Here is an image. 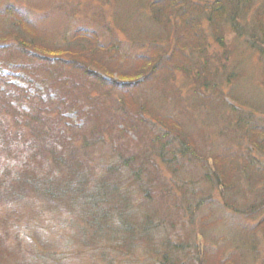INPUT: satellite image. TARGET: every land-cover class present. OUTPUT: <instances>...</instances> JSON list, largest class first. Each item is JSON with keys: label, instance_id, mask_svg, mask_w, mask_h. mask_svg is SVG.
Here are the masks:
<instances>
[{"label": "trees", "instance_id": "obj_1", "mask_svg": "<svg viewBox=\"0 0 264 264\" xmlns=\"http://www.w3.org/2000/svg\"><path fill=\"white\" fill-rule=\"evenodd\" d=\"M8 4L5 11L0 8V16H7L0 45L21 44L13 47L26 52L29 61H21L32 65L29 76L37 81V88L22 96L10 86L1 89L0 84V215L12 220L0 222V254L9 252L8 237H15L10 227L15 228L22 214L19 198L33 193L42 199L69 202L70 209L80 211L82 218L88 214L86 228L92 233L88 244L110 241L116 256L107 264L138 254L149 264H196L193 254L199 255L200 247L186 227V216L189 222L194 221L190 200L198 196L197 187L201 183L213 186L214 175L219 187L230 188L237 150L249 154L248 148L252 152L255 147L264 152V120L250 108L257 104L253 96L243 93L247 74L240 63L244 54L223 48L222 41L225 31H231L242 49L257 48L263 62L264 0H213L208 8H199L197 0L153 1L148 18L154 25H166L174 43L165 44L157 26L152 25L148 36L142 37L147 39L141 43L145 50L135 52L137 74L133 80V73L129 77L119 74L116 79L102 59L90 56L93 49L84 39H92L89 36L95 32L91 29L72 36V40L83 41H78V50L41 43L36 31L48 23V16L32 17L27 6ZM23 33H29L31 39ZM10 37L15 40L9 42ZM117 46L111 45V53ZM155 101L172 107L175 103L181 112L175 115L172 107L160 109ZM200 101L212 102L208 115L218 126L226 123L223 129L211 133L201 123L205 122L202 117L185 114L187 104L196 106ZM70 113L79 121L74 122ZM244 139L247 149L241 148ZM210 145L215 148L211 157L216 170L209 166L206 154ZM252 156L250 153L248 158ZM244 166L253 171V159H246ZM169 171L170 181L164 176ZM203 194L208 196H200L198 201L200 208L206 206L201 225L211 226L216 223L212 216L219 205L212 200L211 190ZM245 195L247 206L251 204L250 191ZM223 206L228 208L227 203ZM234 206L246 217L258 216L255 237L250 236L245 219L233 224L245 234L242 252L249 251L253 257L260 237H264V211H256L254 206L245 213ZM179 224L185 230L182 236L177 233ZM201 232L205 234L204 229ZM213 257L212 263L200 261L238 264L234 255L224 252Z\"/></svg>", "mask_w": 264, "mask_h": 264}, {"label": "rangeland", "instance_id": "obj_2", "mask_svg": "<svg viewBox=\"0 0 264 264\" xmlns=\"http://www.w3.org/2000/svg\"><path fill=\"white\" fill-rule=\"evenodd\" d=\"M10 1L14 6H27V8L31 10L29 14H31L32 17L48 16V23L36 31L37 36L41 39V43L48 41L49 45L54 44L55 47L59 45L58 47L62 49L71 47L72 50H78L81 44L78 43L79 40H72V36L83 31V29H91V32H95L93 35L95 37L89 36L92 39H84V43H88V46L90 45L93 49L90 56L93 59H102L108 70L113 73L116 79L119 77V74L129 77L131 76L130 73L134 75L130 77L132 78L131 80L136 78L137 58L135 52L138 50L141 52L145 50L144 47H141V43L143 41L146 42L147 39L142 37L148 36L152 25L155 28L157 26L156 31H158L161 37L163 36L166 41L165 44L172 46L174 43L173 40L170 41V37L168 36L170 33L166 25H154L148 18L151 4L153 1L156 2L157 0H0V8L5 11ZM197 2L199 8H208L213 5V0H197ZM257 2L259 3L260 1ZM255 9L256 7L253 8V13ZM253 13H250V17ZM18 15L21 16L23 14L19 12ZM6 22L7 16H0V32L5 30ZM31 22L33 23V21ZM204 24L206 26L205 21ZM207 29L208 27L206 26V30ZM23 35L31 39L29 33H23ZM234 35L235 34L231 31H225L222 41H224L226 46L223 45V48L231 49L236 54H240V52H242V55L244 54L240 63L242 64V69L244 68V73L247 74L243 93H248L253 96V101L255 99L257 104L254 106L253 103V107L250 108L255 111V116L257 118L264 120V61H261L258 54L259 52L256 51L257 48L252 49L244 46L242 49L236 42ZM13 40H15V38L10 37L9 42ZM114 41L116 42L114 43ZM79 42L83 43V41ZM17 44L20 43L16 41L12 44L3 43V45H0V73L4 75L0 76V84L1 89L10 86L11 91L16 93L20 92L22 96H25L28 92H34L35 88H37V81L29 76L33 69L32 65H29L28 62L23 63L21 61H29L27 55H25L26 52L21 50L20 47H13ZM113 44H118L115 53H111L113 50L111 45L113 46ZM93 47H110V50L103 49V51H98V49ZM245 47H247V49ZM12 53L20 59H12ZM41 53L45 55L53 54L45 51ZM21 55L25 56L22 57ZM8 61H10V63L6 65ZM93 66L94 69L100 70V67L97 65ZM59 75L63 76L64 71L62 70ZM26 78L27 80H25ZM28 81H32V84L28 83ZM241 81H244V79L237 82V85ZM187 91L186 88L185 94H190ZM3 92L6 94L5 91ZM239 92L241 93V91ZM4 97H7V95ZM150 103L152 104L151 100ZM154 104L165 111H168L167 108L172 107L167 102L160 103L155 101ZM195 104L197 105L194 106L193 103L191 105L187 104L186 106H188V108L185 110V114L189 116L193 114L196 118L202 117L205 122L201 123L207 126V128L204 127L207 131L210 130L211 133H217L216 130L220 131L227 125L223 122L218 126L214 118L208 115V111L211 110L212 102L205 103L200 101L195 102ZM24 108L27 109L28 107L24 106ZM172 108L175 110V115L180 114L181 110L177 108L175 103H173ZM29 112L30 110H27V113ZM68 116L72 117L74 122L79 121L77 116L73 113L68 114ZM212 136L215 138L214 135ZM241 136H243V134H241ZM246 144L247 140L241 144V148L247 149L248 145ZM248 149L251 151L250 148ZM250 151L249 154H253V171L248 170V168L244 166L246 159L252 160L248 158L249 154L238 149L236 156L237 167L234 168L236 173L233 174V178L229 176V180L232 182L231 187L226 189L219 187L217 181L214 180L215 176L212 175L211 177L213 179L211 180V184L214 185L207 186L201 183L199 188L197 187L198 196L190 200L192 201L194 210V221L189 222L187 215L186 227L189 228V231L193 234L192 240L194 243L200 247L199 255L196 256L193 254L196 258V264H203L200 260L207 262L214 261L213 255L219 252L234 255V261L238 264H264V237H260L262 240L261 244L258 245L257 251L253 253L252 257L249 251L242 252L241 249L246 244L244 240L245 234H241V231L236 228L237 225L233 227L236 220L245 219L246 224L249 222L248 230L252 234L250 236L255 237V224H257L258 217L256 216L253 219L246 217L245 214L236 210L234 204L236 207H240L239 209H243L245 213L251 211L254 206L256 207V211H264V152L259 151L255 147H253L252 152ZM214 153L215 148H213V145L208 146L206 154L208 156V161H211L209 166L213 170L215 166L211 156ZM107 165L110 166L108 160ZM161 167L163 169L167 168L164 165H161ZM0 168L3 169L2 164ZM164 176L170 181L171 171L165 172ZM222 176L225 181L228 180L224 175ZM209 190H211L213 194L212 200H216L217 205H219L216 214L212 216L216 223L211 226L207 224L201 225V217L206 211V206L202 208L198 206L200 196L207 195L203 193H209ZM247 190L251 193V197H249L251 204L244 206ZM8 195L11 197L10 193ZM19 199L22 203L20 206L22 214L17 218L15 228L14 225L10 227L12 228L11 233H13L15 237L13 239H11L10 236L8 237L7 243L10 244L11 248L9 252L4 251L3 256L0 254V264H107L108 260L116 258V256L112 254L113 250H111V246L109 245L110 241L109 243L106 241L102 244H99V242H91L88 244V242L92 241V233L90 227L86 228V224L90 223L85 219L90 216L84 214L82 218L80 211L77 210L75 213L70 209H73V206H71L69 202H63L56 198H51L50 200L47 198L42 199L35 197L33 193L31 195L25 194V197ZM160 202L161 206H163V200ZM225 203H227V209L224 206L222 207V204ZM146 206L149 207V205ZM4 207L5 210H7V207ZM143 208L146 209L145 206H143ZM2 215L1 213L0 222L3 221L6 223L12 221L7 217H1ZM177 228V233L181 236L184 235L185 230L182 229L181 224L177 225ZM202 229L205 230V234H202ZM2 232L3 234L7 233L6 229L3 228ZM213 233L216 234V236L214 238H209ZM221 235H225V238H221ZM114 264L149 263L145 256L138 254L137 257H132L131 259L125 256L121 259L117 258Z\"/></svg>", "mask_w": 264, "mask_h": 264}]
</instances>
